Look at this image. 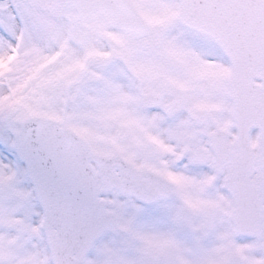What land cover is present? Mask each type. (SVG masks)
Wrapping results in <instances>:
<instances>
[{
  "label": "snow or ice",
  "instance_id": "1",
  "mask_svg": "<svg viewBox=\"0 0 264 264\" xmlns=\"http://www.w3.org/2000/svg\"><path fill=\"white\" fill-rule=\"evenodd\" d=\"M0 264H264V0H0Z\"/></svg>",
  "mask_w": 264,
  "mask_h": 264
}]
</instances>
